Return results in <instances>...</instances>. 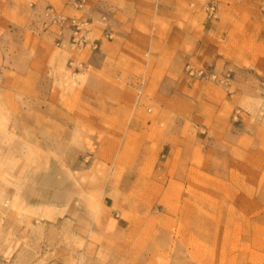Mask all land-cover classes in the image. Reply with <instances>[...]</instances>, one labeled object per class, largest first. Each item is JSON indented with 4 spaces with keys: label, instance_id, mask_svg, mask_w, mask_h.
I'll return each instance as SVG.
<instances>
[{
    "label": "rangeland",
    "instance_id": "1",
    "mask_svg": "<svg viewBox=\"0 0 264 264\" xmlns=\"http://www.w3.org/2000/svg\"><path fill=\"white\" fill-rule=\"evenodd\" d=\"M0 264H264V0H0Z\"/></svg>",
    "mask_w": 264,
    "mask_h": 264
},
{
    "label": "built area",
    "instance_id": "2",
    "mask_svg": "<svg viewBox=\"0 0 264 264\" xmlns=\"http://www.w3.org/2000/svg\"><path fill=\"white\" fill-rule=\"evenodd\" d=\"M85 0H77V4L81 6ZM207 11L210 17H216V5L213 1L208 2ZM51 15V19L56 22H60L62 24V19L52 15L51 12H48ZM87 21L79 18H72L69 22V30H70V42L73 47L82 48L87 45V34L89 31V27L87 26ZM93 48L96 47L94 43ZM185 72L188 76H198L207 79H216L215 72L208 67H196L191 63H187L185 65Z\"/></svg>",
    "mask_w": 264,
    "mask_h": 264
},
{
    "label": "crops",
    "instance_id": "3",
    "mask_svg": "<svg viewBox=\"0 0 264 264\" xmlns=\"http://www.w3.org/2000/svg\"><path fill=\"white\" fill-rule=\"evenodd\" d=\"M92 1H95V0H92ZM105 220H109V218L108 217H106V219Z\"/></svg>",
    "mask_w": 264,
    "mask_h": 264
}]
</instances>
